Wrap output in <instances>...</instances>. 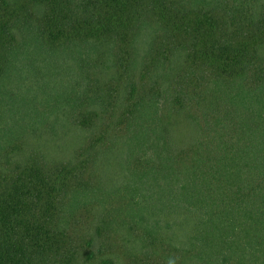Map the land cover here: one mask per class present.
Returning <instances> with one entry per match:
<instances>
[{
  "label": "trees",
  "instance_id": "1",
  "mask_svg": "<svg viewBox=\"0 0 264 264\" xmlns=\"http://www.w3.org/2000/svg\"><path fill=\"white\" fill-rule=\"evenodd\" d=\"M0 264H264V0H0Z\"/></svg>",
  "mask_w": 264,
  "mask_h": 264
}]
</instances>
